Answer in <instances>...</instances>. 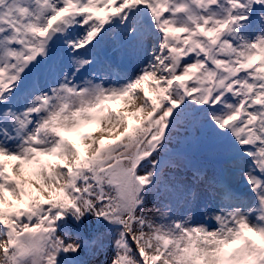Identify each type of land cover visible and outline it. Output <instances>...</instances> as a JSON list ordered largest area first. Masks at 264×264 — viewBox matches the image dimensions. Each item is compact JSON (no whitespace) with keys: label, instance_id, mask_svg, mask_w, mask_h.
Instances as JSON below:
<instances>
[{"label":"snow or ice","instance_id":"obj_1","mask_svg":"<svg viewBox=\"0 0 264 264\" xmlns=\"http://www.w3.org/2000/svg\"><path fill=\"white\" fill-rule=\"evenodd\" d=\"M109 253L264 264V0H0V264Z\"/></svg>","mask_w":264,"mask_h":264},{"label":"rangeland","instance_id":"obj_2","mask_svg":"<svg viewBox=\"0 0 264 264\" xmlns=\"http://www.w3.org/2000/svg\"><path fill=\"white\" fill-rule=\"evenodd\" d=\"M145 85H147V82H145ZM110 103L112 104V107H114V109L119 108L120 110H124L127 107L125 104V98H121V99L116 100V101H110ZM98 127H101V125L99 124V120L96 123H93L91 125H87L85 128V131H84L85 134L84 133L80 134L77 137V140L82 142L85 146H87L84 137L90 136V134ZM45 159H48V158H45ZM51 159L53 160V162H57L56 158H51ZM9 198L11 199L10 196H9ZM149 207H155V206L150 204ZM197 219L198 220L201 219L199 213H197ZM110 255H111V253H109L108 256L100 255L99 257L91 258L92 264H104V262L107 261V259L109 258Z\"/></svg>","mask_w":264,"mask_h":264}]
</instances>
